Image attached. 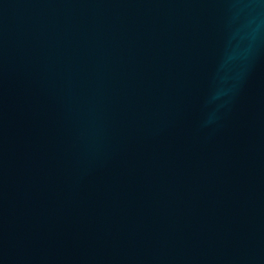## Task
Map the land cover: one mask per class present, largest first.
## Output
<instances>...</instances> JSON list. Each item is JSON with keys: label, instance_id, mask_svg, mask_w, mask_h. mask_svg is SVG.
I'll return each instance as SVG.
<instances>
[{"label": "water", "instance_id": "95a60500", "mask_svg": "<svg viewBox=\"0 0 264 264\" xmlns=\"http://www.w3.org/2000/svg\"><path fill=\"white\" fill-rule=\"evenodd\" d=\"M0 264H264V0H0Z\"/></svg>", "mask_w": 264, "mask_h": 264}]
</instances>
